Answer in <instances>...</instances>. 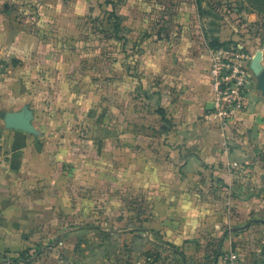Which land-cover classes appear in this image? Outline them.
<instances>
[{"label": "crops", "instance_id": "1", "mask_svg": "<svg viewBox=\"0 0 264 264\" xmlns=\"http://www.w3.org/2000/svg\"><path fill=\"white\" fill-rule=\"evenodd\" d=\"M152 3L0 0V264L68 263L129 200L190 264H264L263 1ZM214 41L262 52L226 127L205 120Z\"/></svg>", "mask_w": 264, "mask_h": 264}, {"label": "rangeland", "instance_id": "2", "mask_svg": "<svg viewBox=\"0 0 264 264\" xmlns=\"http://www.w3.org/2000/svg\"><path fill=\"white\" fill-rule=\"evenodd\" d=\"M185 1L189 0H153L152 4L165 7L164 12L170 17L180 14L181 11L176 10ZM252 7L262 10L258 4L253 3ZM125 212L123 217L97 223L100 229L72 238L63 248L62 255L68 262L65 264H190L165 244L159 229L148 227L153 224L152 218L141 202L129 200ZM213 250L210 248L207 253ZM227 254H220L224 263Z\"/></svg>", "mask_w": 264, "mask_h": 264}, {"label": "built area", "instance_id": "3", "mask_svg": "<svg viewBox=\"0 0 264 264\" xmlns=\"http://www.w3.org/2000/svg\"><path fill=\"white\" fill-rule=\"evenodd\" d=\"M253 58L254 56L240 43L210 50L208 73L211 79L213 108L205 116L207 124L226 127L246 111ZM224 260L226 264H239V256L234 252L228 253Z\"/></svg>", "mask_w": 264, "mask_h": 264}, {"label": "water", "instance_id": "4", "mask_svg": "<svg viewBox=\"0 0 264 264\" xmlns=\"http://www.w3.org/2000/svg\"><path fill=\"white\" fill-rule=\"evenodd\" d=\"M261 57H262V52L259 51L257 53V55L254 56V58L252 60V63L254 61L259 60ZM7 123H8V126L12 127V128H19V129H23V130H27L28 129L27 121L23 117H20L18 115H10V116H8L7 117Z\"/></svg>", "mask_w": 264, "mask_h": 264}, {"label": "trees", "instance_id": "5", "mask_svg": "<svg viewBox=\"0 0 264 264\" xmlns=\"http://www.w3.org/2000/svg\"><path fill=\"white\" fill-rule=\"evenodd\" d=\"M257 2L258 1H263V5H264V0H256ZM255 1V2H256ZM254 2V1H253ZM215 47L214 48H217V47H221V46H225V45H229V44H232V43H226V44H219L217 41H214L213 43H212Z\"/></svg>", "mask_w": 264, "mask_h": 264}]
</instances>
